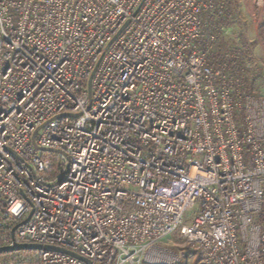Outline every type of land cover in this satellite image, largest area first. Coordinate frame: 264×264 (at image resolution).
<instances>
[{
  "label": "built area",
  "instance_id": "1",
  "mask_svg": "<svg viewBox=\"0 0 264 264\" xmlns=\"http://www.w3.org/2000/svg\"><path fill=\"white\" fill-rule=\"evenodd\" d=\"M226 11L0 0V247L56 246L93 264H264V98L240 37L232 55L212 51ZM0 264L86 263L23 249Z\"/></svg>",
  "mask_w": 264,
  "mask_h": 264
},
{
  "label": "rangeland",
  "instance_id": "2",
  "mask_svg": "<svg viewBox=\"0 0 264 264\" xmlns=\"http://www.w3.org/2000/svg\"><path fill=\"white\" fill-rule=\"evenodd\" d=\"M221 1L226 6V13L229 14L226 19L224 18L226 21L222 19L227 29L224 33L218 32L219 37L211 46L212 51L220 49L229 52V48L235 43L234 36L240 37L247 50L245 52L250 56L246 59L247 66L244 68L248 87L256 96L264 98V0ZM244 49H240L242 57ZM193 214V212L189 214L187 222L191 220ZM192 259L191 255L187 263L183 261L181 264H191Z\"/></svg>",
  "mask_w": 264,
  "mask_h": 264
},
{
  "label": "water",
  "instance_id": "3",
  "mask_svg": "<svg viewBox=\"0 0 264 264\" xmlns=\"http://www.w3.org/2000/svg\"><path fill=\"white\" fill-rule=\"evenodd\" d=\"M23 249H45V250H51V251H59V252L69 254V255L83 261L86 264H93L90 260H88V259L70 251V250L63 249V248L56 247V246L40 245V244H35V243L15 244L12 246L0 247V253L16 251V250H23Z\"/></svg>",
  "mask_w": 264,
  "mask_h": 264
},
{
  "label": "trees",
  "instance_id": "4",
  "mask_svg": "<svg viewBox=\"0 0 264 264\" xmlns=\"http://www.w3.org/2000/svg\"><path fill=\"white\" fill-rule=\"evenodd\" d=\"M238 48L239 49H244L245 48V46L243 45V42H241V45L239 46V47H234L233 49H234V51H237L238 50ZM246 49V48H245ZM233 51H230L229 52V55H232L233 53H232ZM232 57V56H231Z\"/></svg>",
  "mask_w": 264,
  "mask_h": 264
}]
</instances>
